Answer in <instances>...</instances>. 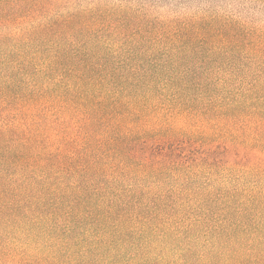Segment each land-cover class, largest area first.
Returning <instances> with one entry per match:
<instances>
[{
	"label": "trees",
	"instance_id": "1",
	"mask_svg": "<svg viewBox=\"0 0 264 264\" xmlns=\"http://www.w3.org/2000/svg\"><path fill=\"white\" fill-rule=\"evenodd\" d=\"M0 0V264H264V0Z\"/></svg>",
	"mask_w": 264,
	"mask_h": 264
},
{
	"label": "rangeland",
	"instance_id": "2",
	"mask_svg": "<svg viewBox=\"0 0 264 264\" xmlns=\"http://www.w3.org/2000/svg\"><path fill=\"white\" fill-rule=\"evenodd\" d=\"M240 4L243 6V5H246V8L247 7H252V6H259V5H263V3H256L257 5H255V3H250L249 1L247 0H241L240 1ZM264 17V13L260 14L258 16V19H263Z\"/></svg>",
	"mask_w": 264,
	"mask_h": 264
}]
</instances>
